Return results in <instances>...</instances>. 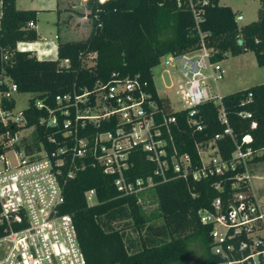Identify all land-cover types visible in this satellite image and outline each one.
Instances as JSON below:
<instances>
[{
  "label": "built area",
  "instance_id": "2783aa9c",
  "mask_svg": "<svg viewBox=\"0 0 264 264\" xmlns=\"http://www.w3.org/2000/svg\"><path fill=\"white\" fill-rule=\"evenodd\" d=\"M194 15L201 19L195 9ZM242 19L244 14L237 13V22ZM199 32L196 47L166 53L157 64L169 78L164 84L183 105L174 106L170 94H158L154 73L151 79L113 71L91 87L57 94L52 104L35 99V106L46 110L40 123L52 128L46 141L39 139L37 123L28 122L31 99L27 106H17L21 91L8 71L13 53L0 43V264H87L73 215L62 209L68 182L88 166L111 177L119 196L136 195L144 209L151 203L159 209L153 193L161 183L213 178L219 195L198 211L199 222L209 227L210 254L216 264H264V176L255 173L264 162L258 159L264 145L239 142L226 94L218 85L225 76V57L216 58L208 33ZM252 99L249 91L240 104ZM205 102L217 106L224 127L209 139L196 138L193 155L180 149L173 126L177 112L187 110L192 130H203L199 106ZM238 113L252 118V127L257 125L252 110ZM225 136L235 143L228 158L218 143ZM144 155L152 168L148 175L134 177L132 171ZM85 196L90 206L99 203L95 189Z\"/></svg>",
  "mask_w": 264,
  "mask_h": 264
},
{
  "label": "trees",
  "instance_id": "16d2710c",
  "mask_svg": "<svg viewBox=\"0 0 264 264\" xmlns=\"http://www.w3.org/2000/svg\"><path fill=\"white\" fill-rule=\"evenodd\" d=\"M258 18L240 24L237 12L219 0H87L90 33L79 39H60L56 58H39L30 49H19L20 41L38 38L30 21L37 20L38 10L20 8L16 0H3L0 19V43L12 51L13 64L8 68L19 91L33 92L31 106L26 109L29 123H37L39 139L47 140L52 128L40 123L45 108L35 106V99L52 104L59 93L91 87L97 79H108L113 71L121 75L141 74L153 78V68L162 55L184 52L198 45L200 32L208 33L209 43L217 49L216 58L252 50L264 67V0ZM200 12L197 21L194 9ZM242 39V42H239ZM92 60L87 63V59ZM68 59V62H63ZM253 92V99L241 105L242 98ZM224 102L237 138L243 145H264V82L227 93ZM204 118L203 130L193 131L187 121V110L177 112L178 123L173 126L175 141L181 150L197 155L195 139H209L221 131L217 106L205 102L200 106ZM246 108L257 120L239 115ZM226 158L235 148L230 136L218 139ZM47 147L53 148L52 144ZM264 159V155L261 158ZM152 166L139 158L132 171L134 177L149 174ZM213 178L200 181L174 179L155 188L159 209L146 211L136 195L119 196L113 179L101 169L88 166L77 173L66 187L63 212L73 215L79 242L87 264H174L188 259L189 242L201 238L207 249L209 227L199 222L198 211L210 207L219 195ZM95 189L99 203L90 206L85 192ZM161 217L162 224H151ZM120 220L131 221L140 235V248L126 244L125 227L116 228ZM144 232V233H142ZM209 252L210 264H216Z\"/></svg>",
  "mask_w": 264,
  "mask_h": 264
},
{
  "label": "rangeland",
  "instance_id": "374dc122",
  "mask_svg": "<svg viewBox=\"0 0 264 264\" xmlns=\"http://www.w3.org/2000/svg\"><path fill=\"white\" fill-rule=\"evenodd\" d=\"M87 0H17V4L20 7L25 8H42L39 10V17L42 19V27L39 29V36L36 40L33 41H21L18 43L20 48H33V51L37 53L39 58H56L57 57V27L61 25V22L54 25V21L57 19V5L61 10L64 11L63 17H67L68 24H73L76 19H81V15L85 14L87 11L86 4ZM221 4H229L237 13H243L244 19L240 21V24L250 22L258 18L259 8L261 6L260 0H220ZM1 4V0H0ZM68 8L66 10L64 7ZM87 5V4H86ZM70 7V8H69ZM52 8V9H50ZM1 9V8H0ZM50 9V10H48ZM1 13V12H0ZM73 17V18H72ZM86 27H92V19L88 21V18L84 20ZM79 23V22H78ZM78 25V24H77ZM82 27V33L73 35L80 36L78 38L85 37L83 35L84 29ZM80 27V26H78ZM75 27L76 29H81ZM41 32V33H40ZM47 35L48 40L42 39L40 36ZM63 40L67 37L63 34ZM53 46V47H52ZM52 49L48 50L46 53L40 52L41 49ZM92 60L87 59V63H91ZM223 65L226 69L225 76L222 80L218 82L221 92L224 94L234 92L240 89L247 88L257 83L264 82V67L260 66L256 60L255 53L252 50L242 52L240 54L234 55L229 52L223 60ZM155 73V78L158 83V87L163 91L165 80L168 81V77L161 75V65H156L153 68ZM35 94L33 92H19L17 94V106L25 107L28 105L30 98ZM173 105L181 106L183 102L178 94L173 93ZM32 136V133L29 134ZM261 169H258L257 173L264 175V162L261 163ZM153 192V191H152ZM156 196L155 193H153ZM146 203V202H145ZM145 210L151 212L153 208L157 206L152 204H146ZM131 221L129 220H120L114 223L116 228L125 227L121 231L124 234V240L126 244H134V247L140 248V235L134 226L128 227ZM163 220L161 217L151 220V224L159 225L162 224ZM144 233V232H142ZM190 255L188 259L177 262L174 264H210L209 259V250L207 249L204 241L199 237H193L189 242Z\"/></svg>",
  "mask_w": 264,
  "mask_h": 264
},
{
  "label": "crops",
  "instance_id": "0c3cea01",
  "mask_svg": "<svg viewBox=\"0 0 264 264\" xmlns=\"http://www.w3.org/2000/svg\"><path fill=\"white\" fill-rule=\"evenodd\" d=\"M3 1V0H2ZM220 1V0H219ZM16 3H17V0H16ZM2 5H3V3H2ZM85 6H86V4H84ZM17 6H18V4H17ZM65 7V9L66 10H68V8L66 7V5H64ZM18 7H20V6H18ZM20 8H25V7H20ZM32 8H35V7H32ZM70 8V7H69ZM86 8H87V6H86ZM35 9H37L38 10V14H37V20H35V26H33V27H35L36 28V30H37V32H38V36H39V29H41V27H42V19H41V17H39V10H41L42 8H35ZM50 9H52V8H50ZM50 9H48V10H50ZM56 11H57V19H56V21H54V25L56 24V26H58V23H60L61 22V25H59V28L57 27V29H56V31H57V34H56V38L58 39V41L60 40V39H62L63 40V34L67 37V39H79L78 37H80V36H73V35H76V34H79V33H82V31H83V29H82V27L84 28V24H85V22H84V20H85V18L87 19L88 18V21L89 20H91V18L89 17V15H88V13L89 12H87V13H85V14H82L81 15V19H76L75 21H73L74 23L73 24H68V20H67V17L65 16V17H63V13H64V11L63 10H61L60 9V7L57 5V8H56ZM87 11H89V9H87ZM68 12H69V10H68ZM1 16H2V14H1ZM1 16H0V19H1ZM73 18V17H72ZM79 22V23H78ZM78 24V25H77ZM78 26H80V27H78ZM75 27H78V28H81V29H76ZM86 27V26H85ZM91 29H92V27L90 26L89 28L88 27H86V29H84V32H83V35H85V37L90 33V31H91ZM41 33V32H40ZM44 36H46L47 37V39L46 40H48L49 39V37L47 36V35H44ZM44 36H40L42 39H43V37ZM82 38H84V37H82ZM64 40H66V38L64 39ZM58 41H57V44H58ZM21 42V41H20ZM19 43V42H18ZM19 46V45H18ZM53 47V46H52ZM30 50H32L33 51V48H29ZM46 48H44V49H41L40 50V52H44V50H45ZM56 49H57V45H56ZM51 51H52V49H50ZM45 53V52H44ZM36 55H37V53H36ZM154 73V72H153ZM155 73H154V78H155ZM155 81H156V78H155ZM156 83H157V81H156ZM157 86H158V83H157ZM163 86H164V89H163V91L162 90H160L159 89V87L158 88H156L157 89V92H158V94H160V96L163 98V96H165V94H170L171 96H173V91H170V89H168L167 87H166V85L165 84H163ZM176 94V93H175ZM220 150H221V148H220ZM262 167H260L259 169H261ZM255 173H257V172H255ZM258 174V173H257ZM260 175H262V174H260ZM264 176V175H263Z\"/></svg>",
  "mask_w": 264,
  "mask_h": 264
},
{
  "label": "water",
  "instance_id": "95a60500",
  "mask_svg": "<svg viewBox=\"0 0 264 264\" xmlns=\"http://www.w3.org/2000/svg\"><path fill=\"white\" fill-rule=\"evenodd\" d=\"M239 42H242V39H239Z\"/></svg>",
  "mask_w": 264,
  "mask_h": 264
}]
</instances>
